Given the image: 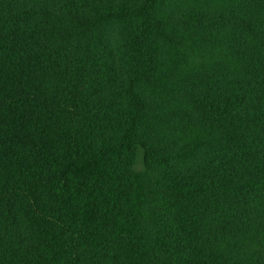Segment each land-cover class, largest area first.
<instances>
[{
    "label": "trees",
    "instance_id": "trees-1",
    "mask_svg": "<svg viewBox=\"0 0 264 264\" xmlns=\"http://www.w3.org/2000/svg\"><path fill=\"white\" fill-rule=\"evenodd\" d=\"M0 264H264V0H0Z\"/></svg>",
    "mask_w": 264,
    "mask_h": 264
}]
</instances>
